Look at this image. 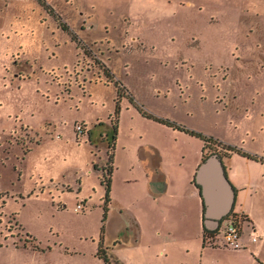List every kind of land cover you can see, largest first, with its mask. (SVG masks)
Returning a JSON list of instances; mask_svg holds the SVG:
<instances>
[{"label":"rangeland","instance_id":"1","mask_svg":"<svg viewBox=\"0 0 264 264\" xmlns=\"http://www.w3.org/2000/svg\"><path fill=\"white\" fill-rule=\"evenodd\" d=\"M48 1L79 49L36 0H0V264H161L167 232L175 264H264V0ZM105 66L147 111L219 138L203 154L224 157L247 246L193 238L201 203L183 172L203 141L117 98ZM157 143L178 153L167 192L136 156Z\"/></svg>","mask_w":264,"mask_h":264},{"label":"crops","instance_id":"2","mask_svg":"<svg viewBox=\"0 0 264 264\" xmlns=\"http://www.w3.org/2000/svg\"><path fill=\"white\" fill-rule=\"evenodd\" d=\"M164 118H166V117H164ZM196 131L202 132V130H200V129H196ZM179 133H181V132H179ZM202 133H204V134H206L208 136H212L213 138H216V139L219 140V138L217 136H215L214 134H212V133H207L206 131L205 132L203 131ZM182 134H184V133H182ZM150 148L151 149L149 151L147 150L145 152L142 149H140L136 153V156L139 158V160H142V161L144 160L146 162L147 166H148V169L145 170V172L147 174H145V176L143 177V179H144L143 182L147 183V186H148V188H149V190L151 192H154V189H157V186H159V185L163 186L164 187L163 190H166V192H167V190L169 188H171V183H170V179L172 178L171 177V164H172V161H176L177 160V158L175 160H173V159H174L175 155L176 156L178 155V153L175 152L172 148H170V149L169 148H167V149L165 148L164 149L158 143L157 144H153ZM185 152H183L184 155H183V157H181V159H185V157H186ZM221 158H222V161H223V164H224V162H225L224 157L222 156ZM201 160H202V151L200 153V156L196 159L195 166H194L193 170H191V172H189L191 164H190V166H188V162L186 163L185 166L187 168V171L183 172V177H184V180H185V177H186L187 184L190 183V181H191V179H192V177L194 175V172L196 170V167L198 166V164L200 163ZM247 160L251 161L249 159H247ZM178 163H182V162H178ZM190 185L192 186L191 183H190ZM171 193L175 194V192H170V194H169L170 196L172 195ZM189 194H190V197H191L192 200H193V197L197 198V196H198L199 199H200V203H201V197L199 195V191H198V188L196 186H195V188L193 190L190 191ZM235 214H237L238 216L247 217L248 220H249V224L248 225H251L252 227H254L253 219L249 216V214L244 213V212L235 213ZM187 216L188 215H187L186 211L183 210L181 212H178V215H176V218L174 220H177V221L184 220L185 218H187ZM201 216H202V203H201V210H200L201 231H199V229H198L197 232H196V235L193 236V238L196 239V240L197 239L199 240V239L202 238V218H201ZM166 217H167V215H166ZM167 234H169V237L167 238L168 241H165L164 239L161 241V247H159L158 255L161 258L165 257L164 261L161 264H175L176 262L173 259H171V256L169 254L170 252L171 253L173 252V248H171V245L169 243H167V242H170V237H171L172 234L170 232H167ZM243 235H244V233H243V227H242L241 242H242L243 247H245V246H247L246 245L247 239L245 237H243ZM179 240L186 241L187 240V236L186 235L179 236ZM167 245H168V247H167ZM199 247H200V244H199ZM169 248H171V249L169 250ZM201 248L202 249L203 248L221 249V247H218V246H209V245H204V244L202 245ZM168 256H169L170 259L168 258Z\"/></svg>","mask_w":264,"mask_h":264},{"label":"water","instance_id":"3","mask_svg":"<svg viewBox=\"0 0 264 264\" xmlns=\"http://www.w3.org/2000/svg\"><path fill=\"white\" fill-rule=\"evenodd\" d=\"M194 178L205 204V225L209 229H217L233 210L236 197L221 156L211 153L202 158L196 167Z\"/></svg>","mask_w":264,"mask_h":264},{"label":"trees","instance_id":"4","mask_svg":"<svg viewBox=\"0 0 264 264\" xmlns=\"http://www.w3.org/2000/svg\"><path fill=\"white\" fill-rule=\"evenodd\" d=\"M39 1H42V0H39ZM107 70V69H106ZM108 72V76L111 77V73L109 72V70H107ZM129 101L139 110V112L143 115V116H146L148 118H151L155 121H158V122H161L163 124H166V125H169V126H172L173 128H176L180 131H183L189 135H192V136H195L197 138H199L200 140L203 141V147H202V158L206 157L204 156L203 152H204V148L206 146V144L210 143V141L213 139L212 136H208L200 131H196L194 129H191V128H188L180 123H177L175 121H171L169 120L168 118H164V117H160L158 115H155L149 111H147L143 105L141 104H138L136 103V101L130 97L129 98ZM117 115V107H116V110H115V116ZM100 124H103V122H99L97 123L96 125H100ZM110 128H111V134H110V137H109V142H107V148L108 149H111V153H109L108 155V162L110 163V167L108 168V173H109V177L105 178V177H102L101 179V182L105 185V190H106V193H105V204L108 203L109 201V191H110V185H111V175H112V161H113V150H114V145H115V140H116V134H117V122L116 120L113 121V123L110 125ZM90 134H91V131H89ZM91 136V135H89ZM216 139V138H215ZM223 149L225 150H228V151H231V152H235V153H238V154H242L243 156H246L248 158H251V159H255V160H259L257 157L255 156H251L243 151H241L240 149H238L237 147L235 146H231V145H223ZM262 162H264L263 160H260ZM192 183L198 187V185L196 184L195 182V178H194V175L192 177ZM235 192H236V189L235 187L233 186ZM201 203H202V241H203V244L204 245H209V246H217L216 243H215V240L216 238L219 236L220 232H221V225L217 228V229H209L207 228V226L205 225V204H204V201L203 199L201 198ZM237 214H235L233 212V210L229 213L228 216H236ZM228 216H226L224 219H226ZM241 221H242V224L243 222H246L247 224H249V220L247 217L245 216H241ZM105 262L107 264H109L107 258L105 257Z\"/></svg>","mask_w":264,"mask_h":264},{"label":"flooded vegetation","instance_id":"5","mask_svg":"<svg viewBox=\"0 0 264 264\" xmlns=\"http://www.w3.org/2000/svg\"><path fill=\"white\" fill-rule=\"evenodd\" d=\"M40 5H41V7L45 10V12L49 15H47L49 18H50V16H51V19H54L55 21L56 20H58V23H59V27L61 28V30L63 31V32H67L68 34H70V40L72 41V42H74L75 43V45H76V47L79 49V46L77 45L78 43H81V40L79 39V37H78V34H76L75 32H70V28H69V26L64 22V21H62L61 19H60V17H62V16H59L57 13H58V11L55 9L56 7L50 2V1H48V0H42V1H39V0H36ZM60 14V13H59ZM53 20V21H54ZM62 22V23H61ZM66 33V34H67ZM30 34V33H29ZM67 34V35H68ZM20 47V46H19ZM22 48V47H21ZM132 49V48H131ZM109 70V72L111 73V77H109L108 76V72H107V70ZM102 80L105 82V83H114V82H112V79H113V75H112V71L110 70V68L109 67H107V66H105V69H104V76L102 75ZM102 81V82H103ZM114 86H115V88H116V93H117V98H119V99H121L122 97H125L126 99H128L129 100V98L130 97H132L135 101H136V103H138V104H141V105H143L142 103H140L137 99H136V97L130 92V90L126 87V85L123 83V85H122V88H124V90H126V92H127V94H123L120 90H118L117 89V85L114 83ZM125 93V92H124ZM130 94V95H129ZM143 107H144V105H143ZM83 132H85L84 131V129H83ZM82 132V133H83ZM89 136V135H88ZM109 142V141H108ZM112 171H113V169H112ZM20 224V223H19ZM21 225V224H20ZM26 242H28V241H26L25 240V243ZM13 244L15 245V244H17V243H15V242H13Z\"/></svg>","mask_w":264,"mask_h":264},{"label":"built area","instance_id":"6","mask_svg":"<svg viewBox=\"0 0 264 264\" xmlns=\"http://www.w3.org/2000/svg\"><path fill=\"white\" fill-rule=\"evenodd\" d=\"M83 129L80 125L76 126V130L79 133L83 132ZM221 233L223 235V246L230 247L233 249H238L243 247L241 242L242 235V221L241 216H228L221 222ZM256 238L253 237L252 241H255Z\"/></svg>","mask_w":264,"mask_h":264}]
</instances>
